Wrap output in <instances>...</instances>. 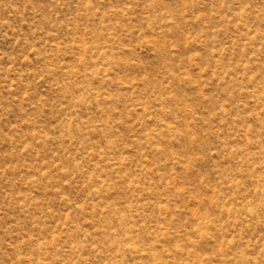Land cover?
Instances as JSON below:
<instances>
[{"label":"rangeland","instance_id":"rangeland-1","mask_svg":"<svg viewBox=\"0 0 264 264\" xmlns=\"http://www.w3.org/2000/svg\"><path fill=\"white\" fill-rule=\"evenodd\" d=\"M0 264H264V0H0Z\"/></svg>","mask_w":264,"mask_h":264}]
</instances>
